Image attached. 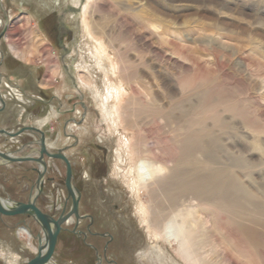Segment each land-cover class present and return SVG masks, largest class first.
<instances>
[{
    "label": "rangeland",
    "instance_id": "374dc122",
    "mask_svg": "<svg viewBox=\"0 0 264 264\" xmlns=\"http://www.w3.org/2000/svg\"><path fill=\"white\" fill-rule=\"evenodd\" d=\"M89 1L2 0L0 6V129L14 133L48 117L41 132L49 151L68 159L78 194L79 219L62 225L49 264H186L138 220L115 161L117 138L126 131L102 117L84 86L64 85L74 75L99 83L79 24ZM88 9L93 36L132 89L124 81L122 104L138 95L147 108L161 106L154 121L146 114L135 124L127 118L129 137L142 138L179 172L231 175L248 187L259 212L242 203L238 213L225 205L203 213L217 254L233 264H264V0H95ZM28 132L0 135V152L21 155L33 143ZM45 159L36 206L57 219L71 207L65 165ZM36 179L34 163L1 164L0 197L26 203ZM25 223L37 245L40 228L30 216L0 217V264L35 256L19 233Z\"/></svg>",
    "mask_w": 264,
    "mask_h": 264
},
{
    "label": "bare ground",
    "instance_id": "6f19581e",
    "mask_svg": "<svg viewBox=\"0 0 264 264\" xmlns=\"http://www.w3.org/2000/svg\"><path fill=\"white\" fill-rule=\"evenodd\" d=\"M93 1L95 0H91L89 3ZM75 2L79 4V0H73V3ZM89 3L87 4L86 2L87 5L81 8L83 11L81 14L83 19L79 21V24L83 26L84 37H86V39L89 41L88 55L93 62V66L99 72V75L97 76L99 83H86V81L84 82L79 77L77 78L74 75V78H71L72 82H69L72 83L71 86H68L69 84L67 85L66 83H64V85H66V87L70 90H75L76 87L80 85L84 86L86 95L92 96L98 111H102V114L100 113L102 117L109 118L115 129L122 127L126 131L124 134L119 133L120 136L117 138L118 148L120 150L116 151L115 161L117 166L120 164V169L122 170L121 181L126 184L125 186H127L131 198H133V200L136 202L135 206L137 209L139 222L141 224H145V226L148 228L149 234L152 235L153 240L157 244L164 242L169 247L175 246L176 249H174L173 253L186 264H233V261L227 258L226 255H219L215 252V240L212 239L214 235H211L209 231L207 226L209 220H207L203 212L204 210L209 209L210 206L217 208L219 207L223 211L224 209L221 206L224 207L225 205L224 208L226 210L228 209L227 212H230L233 209L235 213H238L241 210L242 203L249 207L252 206L256 211H258V209H256L254 206L256 195L251 190H249L248 187L244 186V184H242V182L239 181L237 177L234 178L231 175L227 176V173V178L223 179V177H215L213 174L210 178H205L194 177L193 175L186 172H179L176 168H171L168 162L163 160V158L161 159L153 149H150L149 146H146L144 143H142V138L135 141L129 137L127 133L129 129L126 126V124H128V119L136 120V118L139 116L146 114L147 117H152L151 119L154 121V119L157 118V115L161 116V106L155 104L156 106L154 105L153 107H150L152 106L150 103L149 108H147L149 104L144 106L142 103H139L140 100L138 99V95H136L137 99L136 97H131L127 100H124V105L122 104L124 92L121 89L123 88L124 81L126 80V74L120 75L118 69L103 47V44L98 40V38L93 36L91 27L85 21L84 17L87 13V10H89ZM1 4L2 0H0V6ZM4 39L7 40V36H5ZM11 52L16 59L21 56L13 48H11ZM85 64L87 63H84V65ZM126 81L125 83H127V87L130 91H132L131 87ZM1 98L2 97L0 96V102L3 103ZM108 98L111 99L113 103L112 105L109 103L104 104V100H107ZM132 106H135L136 110H132ZM135 120H132L134 124ZM48 121V117L43 119L42 122H40V125L32 127V129H36L35 131L28 132L34 138L32 143L33 145L30 144L26 147H23V154H6L11 157L37 158L40 135L36 132H41V127L46 125ZM37 124H39V122ZM44 144L47 152L51 153L49 151L51 146L46 142L45 139ZM63 155L65 156V154ZM45 158L46 157H44V162L46 163ZM247 159L248 158H246V160ZM1 164L6 163L0 159V165ZM35 165L37 167V171L41 172L43 169L42 166L37 164ZM47 167L48 166H46V169H48ZM46 173L47 170L42 180V188L45 186ZM72 188L74 190L75 196L78 197L73 184ZM262 188L264 189V186ZM35 192L36 189L34 188L32 191L33 196L35 195ZM42 194L43 190L41 195ZM232 195L235 197V200L234 198H228ZM0 202L1 205L6 209L12 208L15 204V201L6 199L5 197L2 198V196L0 197ZM29 216L33 219L31 214ZM0 217H6V219L11 218L2 215ZM238 217H240V215ZM233 218L235 219L234 216ZM73 219L74 218H70L64 224L71 223ZM18 228L19 233L25 235L27 239V243L25 245L29 247V251L34 252V255H36L38 243L40 242L43 247L45 246L46 235L44 234V231L39 226L40 232L36 238L37 245H32L30 241L33 239V236L31 234L30 225L25 223V225H21ZM244 233L248 235L247 232ZM56 244L58 245L57 241ZM212 247L214 249H212ZM44 251L45 249L42 253H44ZM56 251L55 245L54 253L49 262L52 261ZM49 262L47 264H49Z\"/></svg>",
    "mask_w": 264,
    "mask_h": 264
},
{
    "label": "water",
    "instance_id": "95a60500",
    "mask_svg": "<svg viewBox=\"0 0 264 264\" xmlns=\"http://www.w3.org/2000/svg\"><path fill=\"white\" fill-rule=\"evenodd\" d=\"M3 105V103H1ZM36 129H32V127L21 128L14 133H8L4 130H0V135H4L9 138H15L26 131H35ZM40 135L39 140V151L37 158L32 157H11L6 153L0 152V159L4 161L6 164L12 163H24L31 162L37 165L42 166V171H37V179L35 182V195L29 197L26 203H16L12 208L6 209L1 205L0 202V215L13 217L18 215H32L35 222L40 226V228L44 231L46 235V243L43 247L40 242L38 243L37 253L36 255L30 259L26 264H47L55 249L57 237L62 230L61 226L66 223L70 218H74L76 221L79 219L78 216V197L75 196L74 190L72 188V171L71 165L67 158L61 153H48L44 144V135L43 133L37 131ZM44 157L60 160L65 165V179H64V187L67 192L68 198L71 200V207L67 213L60 215L57 219H53L48 215L41 212L36 206L37 197L42 192V180L44 178L46 172V165L44 162ZM45 249L44 253L43 250Z\"/></svg>",
    "mask_w": 264,
    "mask_h": 264
},
{
    "label": "crops",
    "instance_id": "0c3cea01",
    "mask_svg": "<svg viewBox=\"0 0 264 264\" xmlns=\"http://www.w3.org/2000/svg\"><path fill=\"white\" fill-rule=\"evenodd\" d=\"M59 239V238H58ZM58 239H57V242H58ZM56 246H57V244H56Z\"/></svg>",
    "mask_w": 264,
    "mask_h": 264
},
{
    "label": "flooded vegetation",
    "instance_id": "af4514ba",
    "mask_svg": "<svg viewBox=\"0 0 264 264\" xmlns=\"http://www.w3.org/2000/svg\"><path fill=\"white\" fill-rule=\"evenodd\" d=\"M14 217H15V216H13V218H14ZM15 225H16V224H15ZM15 225H14V226H15Z\"/></svg>",
    "mask_w": 264,
    "mask_h": 264
}]
</instances>
